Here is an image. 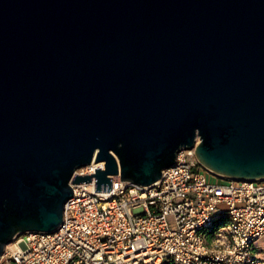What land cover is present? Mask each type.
Here are the masks:
<instances>
[{
	"label": "water",
	"instance_id": "water-1",
	"mask_svg": "<svg viewBox=\"0 0 264 264\" xmlns=\"http://www.w3.org/2000/svg\"><path fill=\"white\" fill-rule=\"evenodd\" d=\"M193 148L264 181V0H0V257L71 183L149 186Z\"/></svg>",
	"mask_w": 264,
	"mask_h": 264
},
{
	"label": "built area",
	"instance_id": "built-area-1",
	"mask_svg": "<svg viewBox=\"0 0 264 264\" xmlns=\"http://www.w3.org/2000/svg\"><path fill=\"white\" fill-rule=\"evenodd\" d=\"M195 152L182 149L149 186L121 184L120 175L110 192H96L95 178L72 184L58 229L17 235L0 264H264V181L222 179Z\"/></svg>",
	"mask_w": 264,
	"mask_h": 264
},
{
	"label": "crops",
	"instance_id": "crops-1",
	"mask_svg": "<svg viewBox=\"0 0 264 264\" xmlns=\"http://www.w3.org/2000/svg\"><path fill=\"white\" fill-rule=\"evenodd\" d=\"M227 222V219H222L218 222V224H224ZM257 252L259 253V255H261L262 257H264V237L262 239H260L257 243Z\"/></svg>",
	"mask_w": 264,
	"mask_h": 264
},
{
	"label": "trees",
	"instance_id": "trees-1",
	"mask_svg": "<svg viewBox=\"0 0 264 264\" xmlns=\"http://www.w3.org/2000/svg\"><path fill=\"white\" fill-rule=\"evenodd\" d=\"M162 264H176L172 258L165 259Z\"/></svg>",
	"mask_w": 264,
	"mask_h": 264
},
{
	"label": "bare ground",
	"instance_id": "bare-ground-1",
	"mask_svg": "<svg viewBox=\"0 0 264 264\" xmlns=\"http://www.w3.org/2000/svg\"><path fill=\"white\" fill-rule=\"evenodd\" d=\"M104 162H94V163H92V166H95V167H103L104 166ZM71 185H72V183H71Z\"/></svg>",
	"mask_w": 264,
	"mask_h": 264
},
{
	"label": "rangeland",
	"instance_id": "rangeland-1",
	"mask_svg": "<svg viewBox=\"0 0 264 264\" xmlns=\"http://www.w3.org/2000/svg\"><path fill=\"white\" fill-rule=\"evenodd\" d=\"M213 179H216V177H213ZM216 180H218V179H216ZM170 221H172V217H170Z\"/></svg>",
	"mask_w": 264,
	"mask_h": 264
}]
</instances>
